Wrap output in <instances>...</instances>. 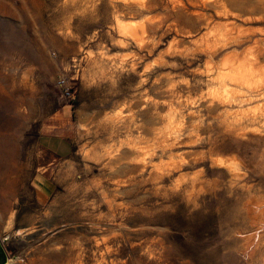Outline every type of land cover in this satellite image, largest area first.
Instances as JSON below:
<instances>
[{
	"label": "rangeland",
	"instance_id": "rangeland-1",
	"mask_svg": "<svg viewBox=\"0 0 264 264\" xmlns=\"http://www.w3.org/2000/svg\"><path fill=\"white\" fill-rule=\"evenodd\" d=\"M262 50L264 0H0L5 264H264Z\"/></svg>",
	"mask_w": 264,
	"mask_h": 264
},
{
	"label": "crops",
	"instance_id": "crops-1",
	"mask_svg": "<svg viewBox=\"0 0 264 264\" xmlns=\"http://www.w3.org/2000/svg\"><path fill=\"white\" fill-rule=\"evenodd\" d=\"M41 143L43 147L54 153L55 157L69 155L73 149V144L69 137L61 132L44 133Z\"/></svg>",
	"mask_w": 264,
	"mask_h": 264
},
{
	"label": "built area",
	"instance_id": "built-area-1",
	"mask_svg": "<svg viewBox=\"0 0 264 264\" xmlns=\"http://www.w3.org/2000/svg\"><path fill=\"white\" fill-rule=\"evenodd\" d=\"M59 85L61 86L63 93L69 97L74 96V91L71 89L69 85H67L66 80L64 78L59 79Z\"/></svg>",
	"mask_w": 264,
	"mask_h": 264
},
{
	"label": "trees",
	"instance_id": "trees-1",
	"mask_svg": "<svg viewBox=\"0 0 264 264\" xmlns=\"http://www.w3.org/2000/svg\"><path fill=\"white\" fill-rule=\"evenodd\" d=\"M0 253L2 254V260L0 261V264H2V262H4L5 260H7V255H6V251L4 248H0Z\"/></svg>",
	"mask_w": 264,
	"mask_h": 264
},
{
	"label": "bare ground",
	"instance_id": "bare-ground-1",
	"mask_svg": "<svg viewBox=\"0 0 264 264\" xmlns=\"http://www.w3.org/2000/svg\"><path fill=\"white\" fill-rule=\"evenodd\" d=\"M260 57H263L264 58V50L260 51L258 54H257V59L260 58ZM256 59V60H257ZM259 61V60H258ZM255 243V242H254ZM254 246V245H253Z\"/></svg>",
	"mask_w": 264,
	"mask_h": 264
},
{
	"label": "water",
	"instance_id": "water-1",
	"mask_svg": "<svg viewBox=\"0 0 264 264\" xmlns=\"http://www.w3.org/2000/svg\"><path fill=\"white\" fill-rule=\"evenodd\" d=\"M0 248H3V245H2V241L0 240ZM2 254L0 253V261L2 260ZM7 257V256H6ZM7 262V260H5L4 262H2V264H5Z\"/></svg>",
	"mask_w": 264,
	"mask_h": 264
}]
</instances>
